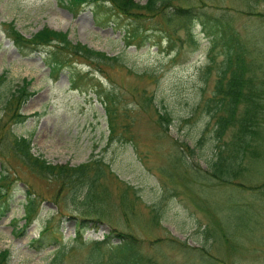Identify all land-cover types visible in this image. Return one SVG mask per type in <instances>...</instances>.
<instances>
[{
	"label": "rangeland",
	"instance_id": "obj_1",
	"mask_svg": "<svg viewBox=\"0 0 264 264\" xmlns=\"http://www.w3.org/2000/svg\"><path fill=\"white\" fill-rule=\"evenodd\" d=\"M68 1L0 0V24L13 23L27 38L45 27L68 33L73 43L119 56L120 62L103 65L99 72L75 65L83 80L73 89L69 68L51 76L44 53L21 56L1 27L0 76L6 81L0 87V104L28 80L34 95L22 113L29 118L12 130L31 138L32 153L54 165L103 160L106 173L99 191L104 200L98 214L81 213L77 202L83 198L72 202L71 190L61 191L58 183L32 173L7 152L15 203L0 221V252L10 251L9 264H89L95 255L92 242L126 233L156 264H264V156L249 161L235 184H221L209 175L217 138L215 121L204 104L215 92L225 49L213 48L211 35L197 20L185 29L175 27L171 38L150 33L164 29L170 34L169 26L143 22L147 36L154 39L132 41L138 46L127 47L125 20L100 27L90 8L72 12ZM195 4L212 17L230 20L250 43L247 53L256 60L257 75L264 77V0L256 5L252 0ZM97 85L115 96L114 135ZM151 97L154 102L148 105ZM159 113L171 117L168 131L158 123ZM26 185L38 196V217L27 228ZM83 219L88 220L82 231L86 244L80 245L73 239ZM15 221L22 234L14 235ZM48 222L57 227V236H64L61 243L33 247L31 241ZM62 247L64 252L56 256L54 251ZM100 258L104 264H116L107 254Z\"/></svg>",
	"mask_w": 264,
	"mask_h": 264
},
{
	"label": "trees",
	"instance_id": "obj_2",
	"mask_svg": "<svg viewBox=\"0 0 264 264\" xmlns=\"http://www.w3.org/2000/svg\"><path fill=\"white\" fill-rule=\"evenodd\" d=\"M178 1L147 0L146 4H141L135 0H69L66 7L72 12L90 8L96 24L100 27L109 23L116 24L118 20H125L127 23L123 27H125L124 37L127 47L138 46L132 41L147 42L154 39L153 36H147L148 30L141 26L143 22L156 20L159 25L169 26L170 34L164 29L160 32L150 31L154 34L167 35L169 38L174 35L175 27L185 29L192 20L201 22L204 30L212 37L213 48L222 46L225 49L224 60L218 68L215 92L204 104L210 118L215 121L217 138L216 153L210 165L209 175L221 184L232 185L246 172V164L249 161H258L264 156V77L257 75L256 60L251 59L250 53H247L250 43L246 39L242 40L228 18L210 16L204 10L197 8L195 0H182V3L177 4ZM252 1L256 5L260 0ZM261 14L258 12V15ZM1 27L21 56L28 57L35 53H44L51 76L56 78L64 69L69 68L71 70L69 80L73 89H79L83 80L75 65L86 64L99 72L103 65L118 64L121 60L119 56L110 57L87 45L73 43L67 33L50 28L45 27L31 38H27L13 23L0 24ZM5 81L4 76L1 75L0 87ZM29 87L30 82L25 79L0 104L2 107L0 109V162L2 163L0 221L8 216L15 203L10 169L5 164L7 152L32 173L47 181L58 183L62 187L61 191L65 192L67 188L71 190L72 202L83 198L82 202H77L78 208L79 206L82 208L81 213L91 216L98 214V206L104 200V194L99 191L106 173V163L103 160L95 159L74 167L67 164L54 165L43 156H35L32 153L31 138L18 136L12 130V126L22 125L29 118L22 113L23 106L34 95ZM96 87L104 97L102 103L106 104L110 135H114L117 129L115 96L103 91L100 85ZM152 98L148 99V105L154 102ZM158 116V123L165 131H168L172 124L171 117L167 113H159ZM227 136H229L228 139ZM190 151L194 153V150ZM26 187L23 206L27 228L38 217L35 203L38 196L36 197L28 185ZM87 221L83 219L78 223L79 228L73 239L80 245L86 244L82 231L87 227L84 225ZM16 223L17 221L14 222V235L22 234L24 230H20ZM58 233L57 227H49L48 222L40 237L32 240L31 244L40 249L60 244L64 236L62 234L57 236ZM114 236H116L115 241L118 240L117 244L113 243ZM107 238V240L92 242L95 255L89 264H104L100 258L102 253L107 254L116 264H156L142 253L138 240L131 235L112 233ZM63 252V247L55 251L56 256H61ZM10 260L9 250L0 252V264H9Z\"/></svg>",
	"mask_w": 264,
	"mask_h": 264
}]
</instances>
